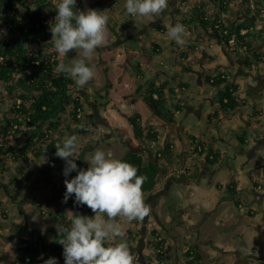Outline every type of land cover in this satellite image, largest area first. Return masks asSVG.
I'll list each match as a JSON object with an SVG mask.
<instances>
[{
  "label": "rangeland",
  "instance_id": "obj_1",
  "mask_svg": "<svg viewBox=\"0 0 264 264\" xmlns=\"http://www.w3.org/2000/svg\"><path fill=\"white\" fill-rule=\"evenodd\" d=\"M81 1L83 3L82 11L96 10L95 1ZM96 1L100 2L101 5L97 3L102 11L106 10L105 14L109 17L110 23L114 24L116 28L113 30L107 26L108 33L105 44L98 48L94 55L87 60V62L96 66L95 76L91 80L92 84H86L85 89L80 87L83 98L82 116L79 120L81 125H85V128L89 129L88 133L86 135L79 134L68 111L61 113L60 130L65 133L66 137L75 135L78 138L74 159L78 161L82 155L86 154L87 151L81 149V145L84 142L83 138H88L90 132H94L91 128L104 131L103 127L106 123L109 126L112 124L113 127H117L120 121L127 124L115 110L112 116L106 112L99 117L96 112V104L104 105L107 102L115 101V103H111V106L119 108L121 106L120 109H123V112L125 111L129 115L139 112L143 117L144 124L147 126L152 125L157 129L159 143L157 145L153 144L151 152L154 157L158 158L160 165L165 167L166 177L170 175L178 176L179 174L190 177L195 173V169L198 170V177L192 179L178 177L175 180H168L160 177L155 193L144 198L145 203L151 206V211L143 221H138V224L133 222L129 224L122 218H118V222L123 225L127 233V243L136 256L138 264L149 263L146 259L154 260L155 254L153 252L155 250H153L151 243L155 242V237L150 235L151 230H158L159 236L166 240V246L169 248L170 259L173 264L187 260L184 253L191 244H196L199 247L205 261H211L208 264H264L243 260L241 257H238L237 261L234 262L237 257L236 254H220L212 246L204 244L205 241L210 240L219 247H231L235 251L238 250L241 255L253 254L264 257V149L256 150L254 155L253 152L247 154L246 149L254 145L255 142L243 146L236 141L232 133V130H235L250 134L255 130L253 126L255 124L257 126L258 123L252 121L249 115L243 114L241 116L238 113L228 117L223 116L221 119L208 123L206 117L211 110V104L206 102L207 99L205 98L212 91L216 93L217 88L205 83L201 87L197 75L195 76L193 73L191 76L188 73L182 75L180 68L176 66L175 68L178 69L175 70V75L178 74L179 77L172 79L171 84L176 88L180 83L186 82L188 86L190 85V90L186 92L188 89L184 91L183 88H179L172 96L173 100L170 99L167 102L166 99V103L169 108L176 112L173 106L177 102L175 98L179 100L182 98L189 101L195 109L191 112L185 109L177 114L176 122L177 124L180 123L182 130L179 131L176 125L168 126L167 122H163L142 101V91L140 94L135 92L140 82L145 81L146 78L151 80L154 77L152 71H148L150 67L147 64L149 62H143L141 54L128 57L126 48L128 44H131L137 50L140 49L139 40L131 37V34L135 31L137 33L142 31L139 35L140 39L145 42L150 41L153 45H159V51L153 52L152 50L150 54L152 61L172 68L173 63L177 60L175 57L180 59L178 54H181L182 50H188V48H186V45H178L167 37L169 26L175 25L173 19L166 14L170 8L165 9L162 14L151 19V22H161L166 25L167 30L160 32L155 28H151L152 26L145 25L144 27L142 25V22L149 18L129 15L125 9V0H118L119 5H114L115 2L110 3V0V2L108 1L109 5L104 0ZM194 1L197 0H187L182 4L179 0L177 8L181 7V16L185 10V13L189 12V8L193 6ZM59 2L60 0H52V3L56 6ZM239 5V2L235 4V6ZM207 9L211 10V7H207ZM42 14L50 19V12L47 9ZM131 27L136 29L132 31L130 30ZM186 32L185 40H194L195 35L198 33L194 34L193 29H186ZM201 33L209 38L203 31ZM211 50L215 52V58L218 62L228 63L222 47L213 43ZM187 54L191 56V60H188L187 56L185 61H189L193 67H198L197 62L202 55L201 50H195L191 47V51L188 50ZM80 58H82L80 51L73 50L67 56L62 57L61 61L68 62ZM126 62L129 63L127 67H125ZM139 63H142L139 69L144 68L146 70L145 76H142L143 78L139 77L140 73L144 72L142 69H138ZM215 66L205 69L212 72L216 69ZM235 72L234 70L232 75L237 74ZM235 78L236 82L239 83V88L247 96L244 85L245 80L239 76ZM106 83L108 85L104 87ZM167 87L168 85H165V88ZM165 88L163 89L164 96L167 94ZM133 99L136 100L135 103H133ZM131 104L135 105L130 107ZM6 106L4 105V110ZM113 117L114 119L111 121ZM260 123L263 124L264 120H261ZM258 129H261V127H258ZM98 134L96 131L94 132V135L102 139L109 138L105 132L101 136ZM191 135L208 144L211 150H217L220 164L207 163L205 152L193 154L189 150L191 147L189 137ZM127 137L137 143L131 134L125 137H119L115 134L113 138L116 147L102 144L99 150L104 151L106 155L111 153L112 158L119 159L126 150L133 148L126 146L128 145L126 144L128 142ZM100 138L98 139L100 140ZM137 145L138 148H133V151L143 153L145 157L150 156L151 152L148 149L143 150L142 145L138 143ZM10 147L11 152L16 153L19 144L11 142ZM231 147H234V149L232 150ZM94 152L95 149L89 151L86 157L90 159L91 154ZM51 158L52 156L45 155L43 159L45 161H49V159L51 162L55 161L54 158ZM33 161H36L35 156L29 151L27 164L30 165ZM58 162H60L59 172L60 169H64L65 161L59 158ZM4 163V173L0 177V180H2L0 182V264H13L21 255V250L25 249V246L33 244L35 240L40 242L41 250L45 253L42 247L45 246V241H50L53 233L57 232L56 226L61 223L66 226L70 225L66 212L71 210L68 208V201L63 202L66 189L60 191L56 185L53 186L54 183L51 182L53 179L51 180V177H49L50 170L46 169L40 173H31L26 168H22L20 162L15 163L7 158ZM77 169L79 170L78 166ZM76 174V172H71L66 178L70 180ZM27 177L33 178L35 184H29ZM232 181L236 182L238 196L243 202V206L238 210L234 202L231 200L221 202L220 198L225 191V186ZM37 183H39V186L35 188ZM218 186H221V190ZM172 206L182 212L179 217L183 223L182 225L170 221ZM57 210L62 213L61 216L56 215ZM248 211L251 212L252 217L247 215ZM94 215L91 211L90 216L93 217ZM30 232H34V236ZM27 235H32L34 242L27 244L22 239ZM150 241L152 242L149 243ZM119 242V240H116L113 243ZM253 248H255V251Z\"/></svg>",
  "mask_w": 264,
  "mask_h": 264
},
{
  "label": "trees",
  "instance_id": "obj_2",
  "mask_svg": "<svg viewBox=\"0 0 264 264\" xmlns=\"http://www.w3.org/2000/svg\"><path fill=\"white\" fill-rule=\"evenodd\" d=\"M186 1L181 0L182 3ZM213 2L215 10L213 13H208L204 9L206 2H196L191 9L192 13L184 14L185 18L181 24L189 30L194 26L201 27L229 53L242 58L245 66L250 70L253 66L264 63L263 52L252 49L248 44L250 38H254L258 33H264V28L256 30L254 23L248 18L252 15L254 8L264 10V0H213ZM238 2L240 5L235 6ZM98 5L96 3L95 9L102 11ZM45 9L50 12V19L42 14ZM55 10L56 5L52 3V0H0V177L4 173V162L7 158L15 163L20 162L22 168H25L28 165L29 151L35 156L36 162L41 161L43 155L59 160L55 156V145L62 144L63 140L67 138L65 133L60 130L62 112L68 111L79 134L86 135L89 130L85 128V125H81L79 120L82 116L83 98L80 87L66 73L56 72V67L62 57L54 51L51 41L50 26L54 23ZM75 10L82 11L80 0H76ZM242 13L245 18L238 24L236 18ZM107 26L113 30L116 28L110 21ZM159 31L165 32V29L160 27ZM232 38L234 39L233 44L230 43ZM157 47L158 45H156ZM156 51L157 49H153V52ZM181 55V59H183L187 53L183 52ZM86 63L94 65L87 61ZM229 76H231L229 72L220 73L206 80L208 85L216 88L225 85L224 88L216 92L214 104L218 110L207 115L208 123L218 120L221 113L230 116L233 114L232 112L244 110L250 106L248 99H243L239 95V84L232 83ZM87 84L91 85L92 81ZM83 88L85 89V87ZM164 88L165 85L156 87L149 81H144L138 84L135 92L140 94L142 91V101L160 119L167 123H174L175 112L166 103ZM171 100L173 99L171 98ZM135 102L136 100L133 99V103ZM4 105H7L5 110L3 109ZM174 106H176L175 111H181L183 108L180 103ZM95 107L114 108L130 126L133 138L137 143L150 152L153 144L159 143L157 129L152 125L144 124L143 117L139 112L129 115L119 107L111 106L109 102L104 105L96 104ZM232 133L243 146L247 145L251 139L263 137L257 131L254 132L255 137L235 130H232ZM189 138L191 139L189 150L193 154L205 152L207 163L220 164L217 150H211L208 144L194 135ZM11 142L19 144L16 153L11 152ZM74 158L75 154L72 159ZM119 160L132 164L137 168L138 175L147 177L142 186L144 198L155 193L160 177L168 180H175L178 177L185 179L198 177L197 169L190 177L184 174L166 177L165 167L160 165L158 158L154 157L152 152L149 157H145L143 153L126 150ZM236 186L234 181L227 184L220 198L221 202L231 200L238 210L243 206V202L238 196ZM220 187L218 186L219 189ZM68 208L74 213L91 218V210L85 205H77L74 195L68 199ZM181 214L180 210L174 209L172 206L170 221L182 225L183 223L179 219ZM56 215L61 216L62 213L58 211ZM247 215L252 217L250 211L247 212ZM132 222L136 224L138 221ZM150 235L155 237L154 243L149 242L155 250L153 252L155 255L154 260L146 259V261L150 264H173L166 240L159 236L158 230H151ZM60 238L57 232H54L51 240L45 241V246L42 247L45 253L41 250L40 242L35 241L23 249L13 264H45L47 258H55L57 264H64L63 247L58 243ZM204 244L212 246L220 254H236L243 260L264 263V257L253 254L241 255L238 250L235 251L231 247H219L210 240L205 241ZM253 250L255 251V248ZM184 257L187 260L176 264H208L211 262L205 261L196 244L187 247Z\"/></svg>",
  "mask_w": 264,
  "mask_h": 264
},
{
  "label": "clouds",
  "instance_id": "obj_3",
  "mask_svg": "<svg viewBox=\"0 0 264 264\" xmlns=\"http://www.w3.org/2000/svg\"><path fill=\"white\" fill-rule=\"evenodd\" d=\"M76 0H60L56 6L54 23L50 26L53 49L61 57L73 50H79L80 59L61 61L57 73H66L77 86L84 87L96 71L95 65L86 63L96 50L105 44L109 17L105 11L75 10ZM169 6V0H126L125 9L129 15L153 18ZM185 26H170L167 37L178 45L187 41ZM77 136L72 135L55 145V156L65 161L63 202L74 195L77 205L87 206L95 215L91 218L68 211L70 225L61 223L57 234L63 247L64 264H138L131 251L123 225L118 222L143 221L151 211L145 203L142 186L147 177L138 175L137 168L127 162L112 158L102 150H95L88 161L87 170L77 169L75 159ZM47 148L45 149V151ZM119 240V243H113ZM45 264H57L49 258Z\"/></svg>",
  "mask_w": 264,
  "mask_h": 264
},
{
  "label": "crops",
  "instance_id": "obj_4",
  "mask_svg": "<svg viewBox=\"0 0 264 264\" xmlns=\"http://www.w3.org/2000/svg\"><path fill=\"white\" fill-rule=\"evenodd\" d=\"M93 1H95V3L98 2L96 0H93ZM108 1L109 0H104V2L106 4H108ZM110 1H109L110 3L115 2V3H113L114 5H119L120 4V2H118V0H110ZM199 1H203V0L194 1V4H195V2H199ZM125 2H126V0H125ZM180 2H181V0H180ZM204 2L207 3L206 6H204V9L208 13H213L215 11L214 10V2H213V0L204 1ZM98 3L100 4V2H98ZM194 4H193V6H194ZM82 5H83V3H82ZM178 5H179V0H175L173 2V9L169 10L166 13L167 15H169L173 19V23L174 24H178V23L181 24L182 20L185 18L184 14H185L186 10L183 12V15L181 16L180 15L181 7L177 8ZM193 6L191 8H189L190 9L189 12H192L191 9L193 8ZM207 7H211V10L207 9ZM167 9H169V8H167ZM244 18H245V16H244L243 13L240 16L238 15V24L241 23V21ZM248 18L251 19V21L254 23V26H255L256 30H260V29L264 28V10H261V8L260 9H257V8L255 9L254 8L252 15L250 17H248ZM151 19L152 18L144 20V22H142V25H144V27H145V25H149L148 27L152 26L151 28H155L158 31H159L160 27L164 28L165 31L167 30V27H166L165 24H163L161 22L160 23L151 22ZM135 29L136 28H134V29H132V27L130 28V30H132V31L135 30ZM193 31H194V34H196L197 32L198 33L195 35L196 37L194 38V40H188V43H190L189 44L190 47H193L195 50H201V52H202V55H201L199 61L197 62L198 63L197 64L198 67L197 66L196 67H192L193 71L187 69L186 66L182 65L181 60H179L178 58L173 63V67L172 68L166 67L165 64H162V63L153 62L150 54L152 53L153 49H157L159 51V45L156 48V45H153L152 42H150V41L149 42H145L143 39H140L139 35H141L142 31L140 33H138V34H137L136 31H135V33L133 32L131 34V37L136 38V39L139 40L140 49L137 50L136 48L133 47V45L128 44L129 46L127 45V48H126V52L128 54L127 56L129 57V56H134V55H137V54H141V56L143 57L142 58L143 62H149L147 64L150 67L148 69V71H150V72L152 71L154 77L151 80L146 78L145 81H149L150 83L154 84L156 87H159L160 85H168V87L165 88V91L167 93L165 95V98L167 99V102L172 98V96H174V93H176L179 90V88H183L184 91H186V89H188L186 92H188L190 90L189 89L190 85L188 86V84L186 82L180 83L178 85V87L176 86V88H175V86H173L171 84V82L174 80V78H176V77L178 78L179 77L178 74L175 75V70L178 69V68H175L176 66L180 68V70H181L180 72L182 73V75L183 74H187V73L190 74V76H191L192 73L195 76L197 75L196 77L199 79V84H200L201 87L204 86V83L207 84L206 80L209 77H213L214 75H218L220 73H226L227 72V71H225L226 69L223 68V66L226 65L227 63H222V61L218 62V60L215 58L216 57L215 52H213L211 50L213 43L215 45L220 46V47H222V46L219 43H217L212 38V36L210 34L206 33L201 27L194 26L193 27ZM201 31H203L205 33V35H208L210 39L207 38V36H204V34H202ZM160 32H163V31H160ZM248 44L251 46L252 49H258L259 51H262L263 54H264V33L263 34H259L258 33V35H255L254 38H250L248 40ZM223 51L225 53L226 61H227L228 58H233V59L235 58V55H232V54L228 53L224 48H223ZM183 52L186 53V50H182L181 54ZM102 54H103V52H102ZM181 54H178V55H180V58H182ZM188 60H191V56H188ZM126 61H127V59H126ZM128 64L129 63L126 62L125 67H127ZM140 66H142V63H139L138 69L140 68ZM213 66H215V68L217 70L215 69L212 72L211 71L209 72L208 70L205 69V68L210 69ZM257 67H258L257 71H253V72H254V74H256V72H258V73H260L262 75L260 77V79H259V82H255V81L253 82V80L252 81L249 80V85H250L249 88H251V90L247 94V96H245L243 94L244 92H242L241 89L239 90V95L243 99H249L250 98V100H248V102L250 103L249 108L244 109V110H242V109L236 110L235 112H232V113L233 114H237V111H238V114H241V116H243V114L244 115H249L251 117L252 121H256L258 123L257 126H255L256 124L253 126L255 128V131H257L258 133L263 135L264 134V127H263L264 123L262 124V123H260V121L264 120V77H263V75H264V63L260 64ZM141 69L144 72H141L139 77L145 76L146 70L144 68H141ZM141 69H139V70H141ZM234 70L235 69L232 70L231 75H232V73H234ZM217 71H219V72L216 73ZM201 81H202V84H201ZM106 85H108V84L106 83L104 85V87ZM224 86L225 85L217 88V90L224 88ZM214 88H216V87H214ZM167 91H169L170 93L167 92ZM215 96H216V93L212 91L205 98V99H207L206 102L211 104V107H210L211 110L207 113V115L210 114V113H213L215 110H218V108L214 104L215 103ZM175 100L177 102H175L174 105L180 103V104H182L183 108H182L181 111H176L175 112V122L174 123H168L169 124L168 126H173V125L175 126L176 125L177 128H179V131H180V130H182V127H181L180 123L177 124V122H176L177 114L183 112V110H185V109L188 110V112H191V111H194L195 108L192 107L190 105L189 101H187L186 99L180 98V100H179V99L175 98ZM111 103H115V101L110 102V104ZM95 104L96 103L94 102V105ZM133 105H135V104H131L130 107H133ZM120 108H122V107L120 106ZM95 110L99 114V117H101L106 112H108V114H110L112 116V114H113L115 109H111L110 107H108L106 110H104V109L95 107ZM122 111H123V109H122ZM223 116H226V115L221 113L220 116H219V119H221ZM113 119H114V117L111 118V121H113ZM162 121L164 122V120H162ZM258 127H261V129H258ZM103 128H104V131L101 130V129H95V128L94 129L91 128V130H93L94 132L96 131L97 133H99L98 135H100V136L103 134V132H105L106 136H108L109 138L102 139L99 136L94 135L93 131H92L93 133L90 132V134L88 135L89 136L88 138H83L84 142H83V145H81V149H84V151H87V152H86V154L84 156L82 155V157L78 160V163L76 164L79 169L87 170V168L89 166L88 165V161L90 159L88 157H86V155H87V153L89 151H92L93 149L97 150V149L101 148L102 144L107 145V146L116 147V143H114V138H113V136L115 134L119 135V137L129 136L130 134L132 135V130H131L130 126L128 124L124 123L123 121H120V123L117 124V127H113L112 124L109 126L106 123ZM98 138H100V140ZM127 138H128V142L126 144H128V145H126V146L133 147L134 149L138 148L137 143H134V141L130 140L129 137H127ZM93 139H94V141H92ZM257 140H258V143L260 141L264 140V135H263L262 138H258ZM90 141H92L93 143L90 142ZM100 141H102V142H100ZM141 148H143V150L145 149L144 147H141ZM132 149L129 148V150H132ZM181 154H182V152L180 153V155ZM44 157H45V155H43V157H41L42 158V160H41L42 162L33 161V162H31L30 165L29 164L26 165L25 168L31 173L32 172L40 173V172H42L43 170H46V169L50 170L49 177H51V180L53 179V181H51V182L54 183L53 186L56 185L57 188L60 191H64V189H65L64 180L67 179V178L63 175V170L64 169H60V171L58 172V169L60 167V162H58V160H55V161L51 162L50 159H49V161H45V159H43ZM79 162H81V163L79 164ZM26 179L29 180V181H27L29 184H31V185L35 184L33 178L27 177ZM38 184L39 183H37L35 185V188L39 186ZM43 190H45V189H43ZM64 193H65V191H64ZM55 196L57 197L58 195H55ZM58 211L59 210H57L56 212H58ZM237 258L238 257H236L234 259L235 260L234 262L237 261Z\"/></svg>",
  "mask_w": 264,
  "mask_h": 264
},
{
  "label": "flooded vegetation",
  "instance_id": "obj_5",
  "mask_svg": "<svg viewBox=\"0 0 264 264\" xmlns=\"http://www.w3.org/2000/svg\"><path fill=\"white\" fill-rule=\"evenodd\" d=\"M170 2H169V6H168V8H170V10H172L173 9V2L175 1V0H169ZM241 14H239V16H240ZM237 21H238V16H237ZM138 34V33H137ZM136 34V35H137ZM187 41V43L185 44L186 45V48H188V50L189 51H191V47H190V43H188V39L186 40ZM120 43H121V40L119 41ZM225 49V48H224ZM188 50L186 49V53H188ZM226 50V49H225ZM227 51V50H226ZM228 52V51H227ZM229 53V52H228ZM231 54V53H230ZM233 55V54H232ZM187 56H189L188 54H187ZM187 56H186V58H187ZM176 59H177V57H175ZM232 59V60H231ZM235 59V60H234ZM228 58L227 59V61H228V63L226 64V65H224L223 66V68L224 69H226L225 71H227V72H232V70L233 69H235V73H237V74H233V75H231V76H229L230 77V80H231V82L232 83H236V84H238V82H236V76L238 77H242L243 78V80H245V87H246V91H247V94L250 92V90H251V88H249L250 87V85H249V80H253V82L255 81V82H259V79H260V77L262 76L260 73H258V72H256V74H254V70H257V66H253V68L250 70V69H248L246 66H245V64H244V61H243V59L242 58H239V57H236L235 56V58ZM179 60H181V62H182V65H184V66H186L187 67V69H189V70H191V71H193L192 70V67L193 66H191V63H189V61L187 62V61H185V58L184 59H179ZM184 63V64H183ZM198 64V63H197ZM263 64V63H262ZM259 66V65H258ZM239 69V70H238ZM226 72V73H227ZM233 77V78H232ZM263 77H264V75H263ZM174 108H175V106H174ZM237 113H238V111H237ZM255 130L254 131H252V133H250V135H252V136H254L255 137ZM237 141V140H236ZM238 142V141H237ZM252 143V142H255V144L254 145H252L251 147H248V149H246L247 150V154H250V153H252L253 152V155L256 153V150H258V149H260V150H262V149H264L263 147H264V140H262V141H260L259 143H258V140L257 139H251L250 141H249V143ZM248 143V144H249ZM247 144V145H248ZM230 147V146H229ZM231 149L233 150L234 149V147H231ZM249 150V151H248ZM79 160V159H78ZM75 163H78V161H76L75 160ZM30 234H33V236H34V232H30ZM36 235V234H35ZM32 236V235H31ZM31 236H26V237H24V238H22L27 244L29 243L30 244V242L32 243V242H34L33 241V237H31ZM37 236H38V234H37ZM36 241V240H35ZM27 247H29L28 245L27 246H25V248H27ZM23 250H21V252H22Z\"/></svg>",
  "mask_w": 264,
  "mask_h": 264
},
{
  "label": "built area",
  "instance_id": "obj_6",
  "mask_svg": "<svg viewBox=\"0 0 264 264\" xmlns=\"http://www.w3.org/2000/svg\"><path fill=\"white\" fill-rule=\"evenodd\" d=\"M230 43H231V44H233V43H234V39H233V38L230 40Z\"/></svg>",
  "mask_w": 264,
  "mask_h": 264
}]
</instances>
